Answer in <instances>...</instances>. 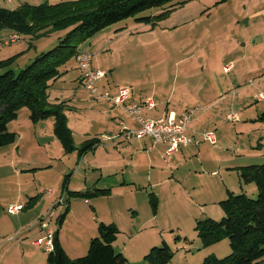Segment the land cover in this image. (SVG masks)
Listing matches in <instances>:
<instances>
[{
	"label": "rangeland",
	"instance_id": "1",
	"mask_svg": "<svg viewBox=\"0 0 264 264\" xmlns=\"http://www.w3.org/2000/svg\"><path fill=\"white\" fill-rule=\"evenodd\" d=\"M62 1L69 0H0V7L16 9L24 3L41 5ZM252 3L249 1L250 5L246 6L245 0H189L158 21L155 32L166 42L169 82L173 81L175 62L180 55L175 54L172 44L166 41H174L178 33L172 31L169 35L165 30L179 26L185 19H196L202 26L206 22L198 21L197 17L200 18L205 10L203 19L213 21L211 34L205 41L216 43L217 49H225L223 54L227 57H244L233 73L237 75L236 86L238 78L242 85L250 87L264 77V73L260 76L255 73L258 64L263 65L264 47L259 48L261 54L255 53L253 44L249 51L241 48L247 33L254 34L257 30L254 25L257 18L253 21L244 12L246 8L252 9ZM261 3L264 4V0ZM257 5L254 4L253 9ZM162 11L163 7H156L137 17ZM263 23L264 20L261 27ZM133 25L146 24L129 17L110 25L103 33L118 28L132 29ZM45 31L42 35L23 34L17 42L5 44L11 31L0 28V60L15 57L10 65L0 68V74L8 69L18 73L40 52L56 46L60 37L67 33V29L55 31L48 27ZM94 36L80 45V51H92L94 65L111 63L112 70H107L104 80H109L110 85H121L118 80L126 77V73L139 76L120 61L114 69L116 53L90 50ZM161 51L156 45V59ZM74 63L75 58H71L63 66H70L69 71L50 81L48 93L53 102H68L67 117L73 130L75 151L67 153L64 150L54 130V118L34 123L27 107H22L18 118L8 123L18 137L16 142L0 147V264H48V235L42 222L49 224L54 232L59 230L62 245L72 258L87 254L91 239L98 235L100 221L118 225L120 233L114 248L124 254L128 264H149L145 255L164 241L174 251L168 264H201L210 254L218 257L230 254L227 238L204 247L196 225L208 217L222 219L224 212L220 201L227 197L228 189L257 197L256 184L241 181L240 167L264 163V159L250 162L251 154L243 152L244 149L264 152V120L260 117L263 112L255 107L260 101L254 100L244 112L236 109L226 112L224 108L219 113V125L212 128L219 138L215 145L201 146L203 140L199 136L194 138V143H189L187 151L180 147L185 152L178 159L164 155L154 160L150 154H136V148L129 147V142L114 145L106 139V134L102 136L104 132L118 131V122L101 112L103 107L99 99L79 81L80 70ZM155 65L157 69L159 63ZM179 73H183L181 67ZM193 84L189 85L190 90ZM260 92L264 94V81ZM243 95L239 94L238 98L242 99ZM87 135L98 136L102 142L94 150L81 154L80 145ZM198 141H202L200 146ZM155 182L157 185L152 184ZM94 187L110 191L87 200L71 195L72 191ZM151 192L158 197L156 210L150 200ZM12 204H23L25 208L12 214L8 211Z\"/></svg>",
	"mask_w": 264,
	"mask_h": 264
},
{
	"label": "trees",
	"instance_id": "2",
	"mask_svg": "<svg viewBox=\"0 0 264 264\" xmlns=\"http://www.w3.org/2000/svg\"><path fill=\"white\" fill-rule=\"evenodd\" d=\"M187 1L69 0L41 5L24 3L16 9L0 7V28L21 35H42L47 32V27L55 31L67 29L56 46L40 52L18 73L8 69L0 74V147L16 142L18 135L9 129L8 123L18 118L20 108L27 107L34 123L54 118V130L64 150L67 153L75 151L74 135L68 124V102L50 101V81L61 77L65 73L62 66L71 58H76L80 45L104 28L129 17L155 25ZM156 7H163V11L137 17L139 13ZM14 60L15 57L0 60V68L10 65ZM261 117L263 119L264 114ZM100 143L98 136L88 138L81 143L80 153L94 150ZM240 178L244 183L256 184L257 197L228 190L227 197L220 201L224 212L222 219L208 217L198 221L196 230L204 247L225 238L231 247V253L227 256L210 254L201 264H258L264 261V163L241 166ZM109 191V188L95 187L86 191H72L71 195L87 200L90 196L105 195ZM150 200L156 210L157 195L151 192ZM119 233L116 223L100 221L98 235L91 239L87 254L72 258L62 245L59 230H56L53 249L48 253V264H128L124 254L114 248ZM173 255V249L164 241L162 245L152 247L145 255V260L149 264H168Z\"/></svg>",
	"mask_w": 264,
	"mask_h": 264
},
{
	"label": "crops",
	"instance_id": "3",
	"mask_svg": "<svg viewBox=\"0 0 264 264\" xmlns=\"http://www.w3.org/2000/svg\"><path fill=\"white\" fill-rule=\"evenodd\" d=\"M249 1L253 2L251 6L252 9L249 10V8H246L244 12L248 15L249 19L252 17L253 21L257 20V22H254V25L257 26V30L254 34L247 33L246 40H244V45L241 48H247L249 51L253 44L254 48L257 50H255V53H257L259 52V48L264 47V23L263 27L260 26L264 20V4L261 3V0H245L247 4L246 6L250 5ZM256 3L258 5L256 9H253L254 4ZM204 12L200 18L197 17L198 21L206 22L202 26L197 24L196 19H185V21L179 23V26L176 25L173 28H169V30H165L168 31L166 33H169V35H171L172 31L178 33V37L175 38L174 41L166 40L168 45L172 44L175 49V54L180 55V59L175 62L176 72H174L175 74L172 82H169V57H167L165 52L166 42L160 40V37H158L159 33L155 32L156 25L152 26L151 24L145 23L146 25L144 26L133 25L132 29L124 30L118 28L114 31L108 30L103 33L106 31L105 29H108V26L94 36L96 38L92 40L90 50L93 49L95 52L100 50L107 52L110 51L111 54L116 53L117 59L113 65L114 69L117 68L118 62L120 61V64L125 63L126 66H129L133 73L137 72V74H139L138 77H133L130 75L128 76L126 73V77H121V79L118 80L121 85H110L109 80L107 82V80H104L105 78H103L99 82L101 83L100 90L110 91L113 94H116L121 87H128L130 88L131 101L143 103L147 99H152L155 102L156 107L154 109H143V115L152 119L167 116L171 112L175 115H180L184 110L194 108L195 110L192 116L193 121L187 129L186 135L193 138V140L200 136L204 143H202L201 146H211L215 145L219 138H217L214 133L216 142L212 143L210 140L203 137V134L213 132L212 128L219 125V113L223 112L222 110H224V108H226V112L227 110L230 111L234 109H236L237 112L238 110L244 112V110L252 105L255 100L260 101L259 104L255 106L257 111L263 112L262 115L264 114V105L262 104L264 99H257V96L259 97L261 93L260 90L263 87L264 77L259 78L256 84L250 87L246 86L244 83V85H242L241 79L238 78L237 86L240 87L236 88L237 80H235V77H237V75L233 76V73L241 59L244 57H227L223 54L225 49H217L215 45L216 43L205 41V38L207 39L211 34L213 21L211 20L207 22L203 19ZM255 17L257 18L256 20H254ZM247 28L248 26L246 29ZM10 31V35L15 33L13 30ZM164 33L165 32H163V34ZM156 45L162 50L158 55V59H156L154 55V48ZM259 54L261 53L259 52ZM148 56H150V58H148ZM157 62L159 65L158 68L155 69V63ZM149 63L150 65H148ZM74 64L75 67L80 70L77 66L76 58ZM229 65L233 67L226 71L225 67ZM94 67L103 69L106 72L108 69L112 70L111 63H98L97 65H94ZM180 67L183 70L182 75L179 73ZM69 69L70 66H65L62 70L66 73ZM79 72L80 75L78 79L85 86L81 70ZM255 73L259 76L264 73V59L263 65L261 66L258 64ZM193 82V88L190 90L189 85ZM241 93L244 94L242 98L243 100L238 98V95ZM98 103H100V107H103L101 112L106 114V117L113 118L115 122H118L117 126H119L118 131H111V133H108V131L103 133L102 136L106 134L107 140L112 141L114 145L123 141L129 142V147L134 146V148H136V154H150L152 155L151 158L154 160L156 157L161 158L164 155H168V143L155 144L150 137H144L141 139L134 137L129 140H126L124 137H119L122 135L124 129L137 130L139 129L140 124L132 118L123 107L111 106L108 101L103 98L99 99ZM217 108L219 110H216ZM216 111L218 112L217 114ZM262 120H264V118ZM42 121L43 120L38 122L41 123ZM69 127L71 128L70 125ZM10 130L16 132L13 129ZM88 138H91L90 135H87L85 140ZM199 142L200 141L197 143ZM201 142L199 143V146ZM192 143H194V141H192ZM189 147V144L183 146L184 150ZM183 148L182 150L180 148L178 151L169 154L168 156L178 159L185 152ZM201 149L202 148H200V150ZM243 152L251 154L248 157L251 158L250 162L264 159V152H261V150L257 152V150L244 149ZM152 184L157 185L156 182Z\"/></svg>",
	"mask_w": 264,
	"mask_h": 264
},
{
	"label": "built area",
	"instance_id": "4",
	"mask_svg": "<svg viewBox=\"0 0 264 264\" xmlns=\"http://www.w3.org/2000/svg\"><path fill=\"white\" fill-rule=\"evenodd\" d=\"M20 38L21 34L15 32L5 40V44L15 43ZM76 63L82 72L85 86L96 98L106 99L111 106L123 107L127 113L140 124L137 130L124 129L122 135L119 137H124L126 140L134 137L139 139L150 137L155 144L168 143V155L178 151L181 146H187L193 141V138L186 135V131L192 122L194 108L184 110L180 115H175L171 112L167 116L157 119L145 117L143 115L144 108L154 109L156 107L152 99H147L143 103L133 102L130 100V88L128 87H121L116 94L110 91L101 92L99 82L106 77L107 72L103 69L94 67L93 54L91 52L80 51L76 56ZM231 67V65L226 66L225 70L228 71ZM259 99H264V94H260ZM231 118H234V116ZM204 135L205 138L212 143L216 142L214 132H207ZM24 208L25 206L23 204H12L9 206L8 211L12 214H16L20 213ZM42 227L47 228L48 250H51L53 249L54 230L45 222H42ZM39 241L37 243H39Z\"/></svg>",
	"mask_w": 264,
	"mask_h": 264
}]
</instances>
